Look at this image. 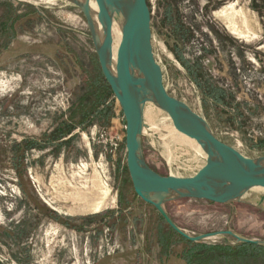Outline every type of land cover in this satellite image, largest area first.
<instances>
[{
  "label": "rangeland",
  "instance_id": "1",
  "mask_svg": "<svg viewBox=\"0 0 264 264\" xmlns=\"http://www.w3.org/2000/svg\"><path fill=\"white\" fill-rule=\"evenodd\" d=\"M147 3L168 93L219 140L246 158L264 157V0ZM226 8L228 18L217 15ZM206 80L223 92L220 102L204 93ZM98 82L102 71L77 6L0 1V264H186L187 244L133 189L126 122ZM147 111L141 146L152 170L191 177L205 167L202 151L164 113ZM261 196L255 189L229 205L173 200L164 208L190 236L232 231L264 242ZM227 239L202 243H238Z\"/></svg>",
  "mask_w": 264,
  "mask_h": 264
},
{
  "label": "water",
  "instance_id": "2",
  "mask_svg": "<svg viewBox=\"0 0 264 264\" xmlns=\"http://www.w3.org/2000/svg\"><path fill=\"white\" fill-rule=\"evenodd\" d=\"M65 1L82 11L104 79L121 107L126 122L127 169L136 195L154 207L176 233L193 243L231 237L238 243L264 247V242L242 238L232 231L190 236L164 208L173 200L217 205L243 202L247 192L264 190V157L246 158L219 140L208 122L189 105L168 93L162 68L154 55L152 14L147 0ZM115 28L120 32V40L114 58ZM147 104L164 113L176 131L195 140L205 153L206 165L196 175L165 177L148 166L141 146ZM263 202L261 196L259 203Z\"/></svg>",
  "mask_w": 264,
  "mask_h": 264
},
{
  "label": "trees",
  "instance_id": "3",
  "mask_svg": "<svg viewBox=\"0 0 264 264\" xmlns=\"http://www.w3.org/2000/svg\"><path fill=\"white\" fill-rule=\"evenodd\" d=\"M191 72V69L189 67ZM201 69H195V71L191 72L192 76L200 83V78L205 80V76L201 73ZM103 75V74H102ZM98 85L102 92L106 95V97L110 94L112 95L113 92L104 79L103 82H98ZM208 85V86H206ZM204 93L207 96H210L216 102H220L223 97V92L216 87L209 85V81L206 80ZM163 219V218H162ZM164 220V219H163ZM169 231L171 232L172 236L181 239L185 242L189 248L188 252L185 255L186 264H214L216 260H221L226 264H252L257 262L258 260H264V247L257 246L254 244H247V243H237L235 246L230 245H222V246H215L209 247L204 245L203 243H193L188 239L184 238L183 236L176 233L169 225ZM174 237V238H175ZM213 257V258H211Z\"/></svg>",
  "mask_w": 264,
  "mask_h": 264
},
{
  "label": "bare ground",
  "instance_id": "4",
  "mask_svg": "<svg viewBox=\"0 0 264 264\" xmlns=\"http://www.w3.org/2000/svg\"><path fill=\"white\" fill-rule=\"evenodd\" d=\"M234 5V4H233ZM92 7H93V9L94 10H97V8H96V6L94 5V4H92ZM226 7H228V6H226ZM233 6H231V8H232ZM231 10V9H230ZM227 11H228V9L226 8V9H224V10H222V11H220V12H218L217 13V15H219V16H221V17H225V18H228V13H227ZM243 16V15H242ZM241 16V17H242ZM244 19V18H243ZM246 23V22H245ZM117 31H118V33H117ZM115 42H114V58H115V56H116V52H117V48H118V44H119V40H120V32H119V30L117 29V28H115ZM149 106H151V107H153L154 108V106H152L151 104H147L146 106H145V111H144V119H146V116H147V114H148V111H147V108L149 107ZM155 110V109H154ZM178 132V131H177ZM180 134V133H179ZM181 135H183V134H181ZM184 136V135H183ZM184 138H186V139H188L189 140V144L191 145V146H193V148H195L196 149V151L198 150V151H202L201 150V148H200V146L197 144V142L195 141V140H193V139H190V138H188V137H186V136H184ZM177 142V141H176ZM178 143H179V141H178ZM185 144V143H184ZM183 144V145H184ZM202 154L204 155V157H205V159H206V155H205V153L202 151ZM170 156V155H169ZM168 156V157H169ZM197 158V157H196ZM171 162V161H170ZM255 190V189H254ZM105 192V191H104ZM107 193V195H108V193H109V191L108 192H105V194ZM102 204H103V199L101 200V202H99V203H97V204H94L93 205V207H92V209H91V212H92V214H97V213H99L100 211H101V208H102Z\"/></svg>",
  "mask_w": 264,
  "mask_h": 264
},
{
  "label": "built area",
  "instance_id": "5",
  "mask_svg": "<svg viewBox=\"0 0 264 264\" xmlns=\"http://www.w3.org/2000/svg\"><path fill=\"white\" fill-rule=\"evenodd\" d=\"M190 148H191V147H190ZM191 149L194 150L193 148H191ZM188 152H190L189 149H188V151H187V154H189ZM200 170H201V169H200ZM200 170H199V171H200ZM199 171H198V172H199ZM198 172H197V173H198ZM197 173H196V174H197ZM196 174H195V175H196ZM176 177H177V176H176Z\"/></svg>",
  "mask_w": 264,
  "mask_h": 264
}]
</instances>
